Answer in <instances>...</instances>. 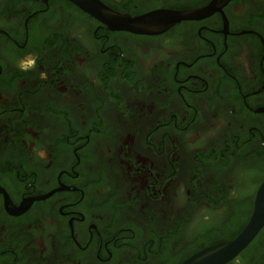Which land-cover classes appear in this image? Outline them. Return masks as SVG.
I'll use <instances>...</instances> for the list:
<instances>
[{
  "label": "flooded vegetation",
  "instance_id": "obj_1",
  "mask_svg": "<svg viewBox=\"0 0 264 264\" xmlns=\"http://www.w3.org/2000/svg\"><path fill=\"white\" fill-rule=\"evenodd\" d=\"M101 1L136 16L161 8H201L212 0ZM89 43L98 50H90ZM52 73L59 82L88 81L92 88L101 82L90 98L103 104L126 95L119 85L117 92L112 88L123 81L181 107L191 120L202 118L201 107L225 103L240 118L223 133L214 132L207 158L195 157L205 166L195 180L196 194L137 264L169 252L181 257L236 225L264 180V0H228L210 15L157 34L109 30L69 0H0V264H63L85 255L95 264H112L114 221L90 191L98 182L86 153L90 135L72 141L74 134H50L36 126L47 116L35 105L50 93L32 95L26 86H49L55 82ZM178 113L172 111V118ZM66 144H74L70 152ZM62 157L73 163L62 166ZM261 231L227 264H264Z\"/></svg>",
  "mask_w": 264,
  "mask_h": 264
},
{
  "label": "rangeland",
  "instance_id": "obj_2",
  "mask_svg": "<svg viewBox=\"0 0 264 264\" xmlns=\"http://www.w3.org/2000/svg\"><path fill=\"white\" fill-rule=\"evenodd\" d=\"M89 48L94 52L98 50L95 43H89ZM51 71L53 67L49 73ZM50 79L55 82L49 86H26L32 95L42 90L50 93L35 105L47 116L36 126L50 134H74L69 137L72 141L90 135L86 153L94 164L90 172L98 177L90 191L101 200L99 207L105 204V210L114 221V227L110 228L113 236H109L115 252L112 264H137L139 252L146 248L149 252L155 250L156 239L167 232L162 227L168 226L196 194L195 180L204 174L205 166L195 157L207 158L214 132L221 134L226 124L239 123L240 118L233 116L231 103H225L220 107H201L202 118L191 120L181 107L167 106L159 96L141 94L138 86L130 87L131 84L123 81L112 88L117 92L119 85L126 95L114 93L115 96L103 104L90 98L93 92L101 90L99 85L104 86L101 82L92 88L88 81L73 84L62 78L64 82H59L55 73ZM96 79L100 81L98 76ZM97 109L101 112L99 116H95ZM174 110L179 112L176 118L171 116ZM64 111H70L72 116H62ZM175 122L184 128L178 129ZM96 124L97 130L94 129ZM197 132L199 136L190 140ZM218 134L215 137H219ZM73 145L66 144L64 148L70 152ZM59 163L68 166L73 161L62 157ZM87 165H83L85 171ZM202 207L199 204L197 208ZM98 245V242L93 245V253ZM171 254H158L147 264H169ZM63 264L95 263L85 255Z\"/></svg>",
  "mask_w": 264,
  "mask_h": 264
},
{
  "label": "water",
  "instance_id": "obj_3",
  "mask_svg": "<svg viewBox=\"0 0 264 264\" xmlns=\"http://www.w3.org/2000/svg\"><path fill=\"white\" fill-rule=\"evenodd\" d=\"M47 2L48 0H39ZM81 10L93 16L112 31L137 34H157L184 20L210 15L228 0H212L205 7L195 9L161 8L132 16L118 12L101 0H69ZM264 227V180L258 187L251 216L243 230L233 239L218 242L192 254L181 264H227L254 240Z\"/></svg>",
  "mask_w": 264,
  "mask_h": 264
},
{
  "label": "trees",
  "instance_id": "obj_4",
  "mask_svg": "<svg viewBox=\"0 0 264 264\" xmlns=\"http://www.w3.org/2000/svg\"><path fill=\"white\" fill-rule=\"evenodd\" d=\"M254 199H255V194H253L252 197H250L248 199V201H246L245 207L243 208V210H240V212L238 213V215H237L238 217L236 218V221H235L236 225L234 227H226V228H229L226 235L217 234V235H213L212 237L208 236L206 239H203L199 243L191 246L183 256H181L179 258H174L176 256L171 257V261L169 264H181L189 256H191L192 254L198 252L199 250H201L203 248L214 245V244L221 242V241L231 240L234 237H236L243 230V228L245 227V225L247 224V222L251 216L253 204H254ZM261 230H262L261 233L264 232V227ZM255 238L252 241L253 243L257 240ZM147 251H148V249L146 248L145 251L139 252V254L137 256L140 259H142L145 256V252H147Z\"/></svg>",
  "mask_w": 264,
  "mask_h": 264
},
{
  "label": "clouds",
  "instance_id": "obj_5",
  "mask_svg": "<svg viewBox=\"0 0 264 264\" xmlns=\"http://www.w3.org/2000/svg\"><path fill=\"white\" fill-rule=\"evenodd\" d=\"M33 66H34V62H33ZM41 78H46V73H41Z\"/></svg>",
  "mask_w": 264,
  "mask_h": 264
}]
</instances>
